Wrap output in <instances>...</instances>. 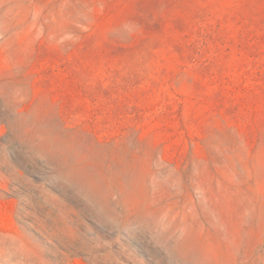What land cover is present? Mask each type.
I'll return each mask as SVG.
<instances>
[{"label":"rangeland","instance_id":"374dc122","mask_svg":"<svg viewBox=\"0 0 264 264\" xmlns=\"http://www.w3.org/2000/svg\"><path fill=\"white\" fill-rule=\"evenodd\" d=\"M0 264H264V0H0Z\"/></svg>","mask_w":264,"mask_h":264}]
</instances>
